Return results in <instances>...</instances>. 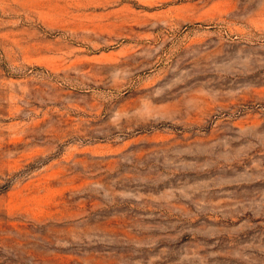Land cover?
<instances>
[{
  "label": "rangeland",
  "instance_id": "obj_1",
  "mask_svg": "<svg viewBox=\"0 0 264 264\" xmlns=\"http://www.w3.org/2000/svg\"><path fill=\"white\" fill-rule=\"evenodd\" d=\"M0 264H264V0H0Z\"/></svg>",
  "mask_w": 264,
  "mask_h": 264
}]
</instances>
